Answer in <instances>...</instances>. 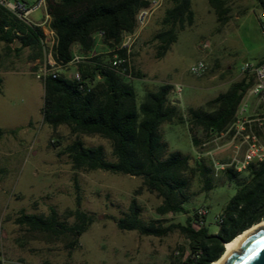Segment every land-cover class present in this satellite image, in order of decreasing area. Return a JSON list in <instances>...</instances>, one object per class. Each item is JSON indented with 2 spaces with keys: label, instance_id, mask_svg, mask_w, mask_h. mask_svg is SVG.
Instances as JSON below:
<instances>
[{
  "label": "rangeland",
  "instance_id": "rangeland-1",
  "mask_svg": "<svg viewBox=\"0 0 264 264\" xmlns=\"http://www.w3.org/2000/svg\"><path fill=\"white\" fill-rule=\"evenodd\" d=\"M4 1L32 7L39 0ZM170 7L165 0L150 18L129 57L131 78L123 80L135 89L138 105L146 92L162 85L172 87L169 101L183 121L176 119L160 127L161 140L169 151L189 156L191 167L202 160L211 165L208 156L198 161L194 158L198 147L210 142L206 150L213 151L212 158L226 163L231 155L226 139L193 127L199 139V146H193L188 110L210 111L208 101L237 82L253 79L241 69L245 64L257 65L264 60V16L255 0H230L226 4L229 21L221 26L206 0H192V25L178 31L177 41L159 59L158 43L152 38L161 30V21ZM46 13L45 2L28 20L39 25L42 37L51 41ZM15 47L0 43V264H177L186 259L189 242L176 229L158 238L117 228L115 220L127 215L132 200L141 208L140 219L146 224L184 225L188 215L203 209L209 233L218 232L216 219L235 194L236 181H242L246 173L230 181L224 173L215 176L212 172L214 187L210 191L203 190L196 174L191 179L185 211L160 216L156 208L162 200L146 190L141 178L73 169L63 151L74 140H81L86 147L102 146L107 160L114 161L111 144L98 135L76 136L66 126L52 129L42 123L44 91L35 74L41 50L35 57L36 52L27 48L17 52ZM93 50L103 63H108L111 54L107 45L96 39ZM198 62H203L206 70L194 76L190 68ZM73 72L69 67L60 75L70 77ZM176 86L181 87L179 94ZM239 119L264 123V102L251 96L249 90L230 126ZM76 197L80 199V209L92 215L94 221L72 248L67 246L68 237H49L15 223L21 213L47 216L54 209L60 220L70 225L73 218L68 219L67 212L76 209ZM262 223L253 226L254 231L264 228L259 226Z\"/></svg>",
  "mask_w": 264,
  "mask_h": 264
},
{
  "label": "trees",
  "instance_id": "trees-1",
  "mask_svg": "<svg viewBox=\"0 0 264 264\" xmlns=\"http://www.w3.org/2000/svg\"><path fill=\"white\" fill-rule=\"evenodd\" d=\"M171 7L161 21L162 28L152 40L158 43L157 58H163L177 33L193 23L192 0H167ZM210 9L223 26L229 21L226 4L230 0H206ZM264 13V0H255ZM50 17L49 28L56 38L55 56L64 64L72 59V47L76 45L82 54L93 51V35L103 32V44L109 48V41L117 43L122 32H131L135 27V15L146 6L143 0H46ZM264 32V27H262ZM42 31L38 26L20 21L0 6V43L7 47L16 46L17 52L30 49L40 55ZM120 56L124 53L120 52ZM37 59V58H36ZM82 81L91 86L90 92L79 90L76 81L60 76L47 78L43 85L42 123L52 129L66 126L73 135H98L111 144L114 161L106 158L102 146L86 147L76 139L63 151L75 170L104 171L142 179V185L149 193L156 194L162 202L156 208L158 215L177 214L185 211L189 200L191 179L198 175L203 190L213 186L212 168L204 160L190 166V157L178 151H169L161 140L160 127L182 117L169 101L170 85H162L156 91L146 92L142 102L137 104L135 89L115 74L99 57L78 67ZM99 81L95 84L96 80ZM2 80L0 79V85ZM253 85V79L233 84L226 92L208 101L203 109H189L187 121L194 147L199 146L193 127L206 135H217L226 131L234 122L246 92ZM3 132L0 129V136ZM228 180H237L239 174L227 169ZM236 191L222 209L217 222L219 230L210 234L206 225L199 224L194 211L186 218L184 225L162 227L144 223L140 219L141 208L132 200L128 213L115 220L119 230L136 231L140 235L164 237L172 230H178L189 242V255L177 264H212L224 253V245L247 229L264 221V162L252 164L242 181H236ZM76 209L68 211V225L61 221L54 209L47 216L21 213L15 223L49 237H68V248L77 244L94 217L80 209L76 197ZM187 213H189L187 211Z\"/></svg>",
  "mask_w": 264,
  "mask_h": 264
},
{
  "label": "built area",
  "instance_id": "built-area-1",
  "mask_svg": "<svg viewBox=\"0 0 264 264\" xmlns=\"http://www.w3.org/2000/svg\"><path fill=\"white\" fill-rule=\"evenodd\" d=\"M143 1L147 4L137 11L133 31L122 32L117 43L109 41L112 47L109 51L111 58L107 66L122 79L131 78L129 57L133 53L141 32L165 0ZM45 2L46 0H39L36 5L28 7L25 3L19 1L11 3L0 0V6L5 8L20 21L32 24L28 20V17L30 14L43 7ZM262 16H264V13H262ZM45 18H50L48 13H46ZM262 27H264V24H262ZM50 32L52 34L51 41L43 37L40 39L42 55L41 60H38L35 66L36 79L41 82H44L49 77L54 79L60 77L62 72L72 67L74 69L72 75L64 78L76 81L79 84V90L82 92H90L91 86L85 85V82L82 81L78 67L84 63H88L92 58L97 57V54L94 50L90 53L82 54L77 51L78 47L74 45L72 47L71 61L66 64L59 62L55 56L56 38L51 30ZM103 38V32H97L94 34L93 40L95 41L97 39L103 44ZM120 52H123L124 55L120 56ZM205 70V64L203 62H198L190 68V73L194 76H201ZM241 72L246 74L249 73L253 77L254 83L249 89V94L264 102V61L259 62L257 65L245 64ZM175 91L179 94L181 92V87L176 86ZM242 111H245V109L243 108ZM217 136L219 139H226V145L231 146V155L228 162L222 163L212 158L213 151L206 150L210 142L202 143L198 147L196 156L194 157L198 161L204 156H208L211 160V168L215 176L219 173H224L227 169H232L239 175L244 174L252 164L264 162V123L257 122L254 119H239L226 131L217 134ZM218 149L219 147L217 150ZM196 214L199 217V224H205L206 212L203 209H199L196 211ZM216 221L220 222V218L218 217Z\"/></svg>",
  "mask_w": 264,
  "mask_h": 264
},
{
  "label": "water",
  "instance_id": "water-1",
  "mask_svg": "<svg viewBox=\"0 0 264 264\" xmlns=\"http://www.w3.org/2000/svg\"><path fill=\"white\" fill-rule=\"evenodd\" d=\"M237 253L230 252L220 264H264V228H259L238 245Z\"/></svg>",
  "mask_w": 264,
  "mask_h": 264
},
{
  "label": "bare ground",
  "instance_id": "bare-ground-1",
  "mask_svg": "<svg viewBox=\"0 0 264 264\" xmlns=\"http://www.w3.org/2000/svg\"><path fill=\"white\" fill-rule=\"evenodd\" d=\"M261 225H264V223L260 224L259 226H261ZM255 228L256 227L247 229L246 231L242 232L240 235L235 237L233 240H231L230 242L226 243L224 245V253H223V255L217 261L213 262L212 264H220L230 252L237 253L239 251V249H240V248H238V245H239L240 241L242 239H244L248 234L253 232Z\"/></svg>",
  "mask_w": 264,
  "mask_h": 264
},
{
  "label": "crops",
  "instance_id": "crops-1",
  "mask_svg": "<svg viewBox=\"0 0 264 264\" xmlns=\"http://www.w3.org/2000/svg\"><path fill=\"white\" fill-rule=\"evenodd\" d=\"M262 61H264V60H262ZM245 112H246V111H245ZM245 112H244V113H245Z\"/></svg>",
  "mask_w": 264,
  "mask_h": 264
}]
</instances>
